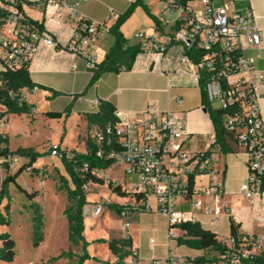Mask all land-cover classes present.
I'll list each match as a JSON object with an SVG mask.
<instances>
[{"label":"built area","instance_id":"2783aa9c","mask_svg":"<svg viewBox=\"0 0 264 264\" xmlns=\"http://www.w3.org/2000/svg\"><path fill=\"white\" fill-rule=\"evenodd\" d=\"M18 1L0 0V14H7L6 17L0 15L2 71H16L25 66L43 45L59 47L45 29L28 20L18 7ZM195 1L162 0L161 17L176 16L179 27L159 38L143 31L135 37L146 52L165 53L169 46L179 43L184 50L181 62L193 64L199 75L207 74L205 89L210 105L225 111L222 126L226 143L246 156L247 177L238 193L249 205H259L264 211V120L260 108L264 69H258L255 59L246 54L249 48L260 51L262 47L263 35L257 16L251 0H221L222 5L218 7L214 0H200L202 8H196ZM40 2L57 10L67 8L76 25L63 48L83 59L87 68L94 69L98 63L94 45L101 31L107 29L106 23L83 16L77 4L67 5L65 0ZM72 67L76 69L77 64ZM38 90L35 84L31 89L20 90L19 102L29 103ZM10 95L16 97L12 92ZM176 100L182 101L180 97ZM115 114L119 116L117 111ZM6 120V116L0 114V126H4ZM115 128L122 150L111 151L108 156L115 164L123 165L124 176L134 178L130 189L135 198L132 209L135 212L155 209L165 217L169 240L176 238L170 228L183 223H200V214L208 217L211 224H219L223 216L233 215L231 203L225 200L223 145L215 133L206 148H197L180 117L170 110L160 109L155 103L147 105L141 118L119 120ZM49 152L53 157L70 156L69 150L60 144L50 145ZM0 166L24 171L33 168L26 156L12 152H0ZM99 173L105 175L104 171ZM102 212L100 202L94 215ZM128 214L130 211H120L121 217ZM124 224L128 229L129 221L125 219ZM222 242L224 251L212 262L201 263L169 252L165 258H154L147 264H251L264 252V234L240 231L224 237ZM150 243L154 244V239ZM129 251L128 264H135L139 260L138 252L133 247Z\"/></svg>","mask_w":264,"mask_h":264},{"label":"crops","instance_id":"0c3cea01","mask_svg":"<svg viewBox=\"0 0 264 264\" xmlns=\"http://www.w3.org/2000/svg\"><path fill=\"white\" fill-rule=\"evenodd\" d=\"M24 1L23 11L26 16L32 20L42 22L46 32L59 43V47L57 48L45 45L41 46L38 53L34 55L30 61V78L33 84L39 87V90L32 94L29 100V103L34 105V111L30 115H34L37 112L38 103H45L51 106V109H47L45 113L50 111L62 112L63 116L61 118H68L69 115L77 116L82 123L78 124L79 136L81 134L80 129L82 125L87 129V121L83 114L96 112L101 100L111 101L115 105L116 111L119 113L118 118L121 121L127 120L128 118H141L147 105L149 103H155L162 110H170L176 113L185 123L188 132H190L193 138V145L197 148H206L209 139L215 133L214 125L207 110H203L204 106L202 104L201 95L195 97L190 96L191 90L200 86V75L198 69L193 64L181 62L184 50L179 43H174L169 46L165 53L142 51L137 56L131 70L122 71L120 73H104L92 87H88L93 74L92 70L87 68L83 59L75 57L63 48L69 41L72 30L76 25L74 19L70 18L67 8L57 10L55 7L42 5L40 0ZM135 1L136 0H65L67 5L77 4V9L83 16L106 23L107 29L101 31L94 45V50L98 56V63L105 58L115 41L114 36L109 33L108 28L112 26L117 21L118 17L125 13L128 7ZM141 1L142 4L137 6L135 11L132 12L120 27V31L124 37L128 39L129 44L139 43L138 39L135 37L138 32L143 31L159 38L166 32L179 27L176 16H169L164 19L161 17L162 0ZM251 3L257 16V23L263 35V43L260 51L255 48H249L246 50V54L255 59L258 69H264V13H262L260 8H258V10L255 8L252 0ZM111 12L113 13L112 16ZM258 53L261 54L260 57L257 56ZM73 64H77L76 69H73ZM177 68H179L178 72H176ZM2 70L3 66L0 62V71ZM53 91L60 92V95L53 96ZM262 93L263 97L260 101V108L261 117L264 120V88L262 89ZM177 97H180L182 101L178 102L176 100ZM67 109L70 110L68 116L64 113ZM4 110L5 108L0 105V111ZM8 115H6L7 120ZM4 126H6V123ZM0 138V149L8 148V150H10L8 146L9 135L4 128L0 131ZM5 138L7 139V143L3 142ZM60 145L64 149H70L68 146L63 147L61 143ZM84 151L85 149L80 152ZM230 152L236 154L242 151L239 149H231ZM221 163L225 168V200L231 203L233 215L231 217L223 216L219 224H211L208 217L202 214L199 215L202 227L215 233L220 240L231 234V218H234V220L240 224V231L250 233V231L245 228V224L241 221V218H238V213L236 214V212H238L239 208L234 205L233 201L234 195H238L244 200L239 195L238 190L239 186L247 177L246 156L244 154L243 170L236 189L232 187L228 179L226 161L224 162L221 159ZM118 183L124 188L121 182ZM130 197L133 196L130 195ZM87 201H91L90 198L87 197ZM100 202L104 203L103 209L105 206L111 204L105 199L97 202V204ZM246 203L248 204L247 201ZM114 204H116L117 211L120 213L119 211H121L123 204ZM248 206L251 210L256 209L260 211L259 216L251 214L250 220L260 227L264 226V218L262 217L264 211L259 205L251 206L248 204ZM226 222L227 227L221 229L222 226H225ZM128 230L129 227L126 231L128 232ZM185 233L184 231L179 237L184 236ZM128 236L131 237L132 247L137 249L139 255V260L135 264H147L150 260L159 258V255H157L155 251L152 253L146 252L144 245L138 243L133 235L128 233L127 237ZM126 238H124L123 235L111 233L105 239H109V241H121ZM164 241L168 245L169 252L171 253H173L172 247L175 244L179 246L177 242L173 244V241L169 240L168 236ZM155 243L156 241L154 239V244ZM154 244H151V247ZM92 247L94 252L91 251ZM180 247L182 248H177L178 253L174 255L183 258H199L209 253L207 250L194 249L187 245H181ZM80 249L81 251L74 252L76 255L71 257V264L78 263V256L82 254V246ZM88 249L90 256L100 260L87 259L83 264L118 263V257L112 253L110 248H108L104 256L98 254L97 250L100 249L98 244L94 243L88 246ZM63 259L65 260L63 264H69L68 258H62V260ZM128 262L129 258L127 256L122 264H128ZM49 264H60V262L56 260Z\"/></svg>","mask_w":264,"mask_h":264},{"label":"rangeland","instance_id":"374dc122","mask_svg":"<svg viewBox=\"0 0 264 264\" xmlns=\"http://www.w3.org/2000/svg\"><path fill=\"white\" fill-rule=\"evenodd\" d=\"M214 1L215 6L222 5L221 0ZM252 2L257 10L260 8L262 13H264V0H252ZM194 5L196 8L203 7L200 0H196ZM5 26H8V23H5ZM197 95H201L200 86L190 92V96L195 97ZM47 109H51V106L45 103H38V110L34 115L10 113L6 126H0V131L4 128L9 135L8 146L10 151L25 148L32 149L39 154V158L36 164H34V167L38 169L37 171L33 169L31 171L23 170L16 181H9L6 185L3 182L5 177L8 174H14L19 169L1 168L0 166V196L4 189V195L8 194L11 198V222L9 225L0 224V232L10 233L16 243L15 259L9 262L0 261V264H49L56 260H59L60 264H63L65 260H62V258H68L69 264H71L72 258H53L69 250L73 253L81 251V245L73 244L69 238V223L64 213L68 205L67 195L58 190V185L62 184L60 176H64L68 180L70 178L61 158L51 156L49 147L52 144L61 143L63 147L76 148L75 150L80 152L85 149L83 139L88 134V128L86 129L82 125L80 129L81 134L78 136V124L81 122L77 116L69 115L68 118H50L45 115ZM95 131L96 129H92L91 134H94ZM221 159L224 162L226 161L228 179L232 187L236 189L243 170L244 154L242 152L234 154L229 151L221 154ZM104 173L103 177L106 179L104 184L90 182L84 188L86 198L88 197L91 200L87 201L83 208V236L88 246L94 243L98 244L100 249L97 252L100 256H104L109 248V239H105L107 236L115 233L123 235L126 238L128 233H130L138 243L144 245L146 252L152 253L155 251L159 255V258H165L169 253L168 245L164 241L167 239L169 232L168 220L160 216L155 209L152 212H135L132 209L135 198L130 197V195H133L129 192L131 191V181L134 178L128 175L124 176L123 165L114 164L109 170L104 171ZM109 180L117 184L121 182L128 195L121 196L113 192L107 185ZM69 185L73 187L70 182ZM33 192H36L35 197L30 198L28 193ZM103 199L111 204L104 207L101 215L94 216L97 202ZM233 201L234 205L239 208L236 214L238 213L237 216L241 218V221L245 224V228L250 233L264 234V226L260 227L250 220L251 214L259 216L260 211L256 209L251 210L246 201L242 200L238 195H234ZM0 202V210H3L6 204V197L2 199L0 197ZM114 203L123 204L121 210L130 211V214L126 217H121ZM35 206H39L43 219L42 239L37 244L34 243L33 215ZM125 219L129 221L128 232L124 224ZM223 227H227V222L221 229ZM184 231L181 227L170 228V232L175 233L177 238ZM151 238H154L156 241L153 245L154 247H151ZM172 241L175 244L177 239H172ZM180 246H176L175 244L172 247L173 254L178 253L177 248H182ZM91 251L94 252L93 247ZM218 256V252L211 251L203 257L217 259ZM90 259L100 260L92 256Z\"/></svg>","mask_w":264,"mask_h":264},{"label":"trees","instance_id":"16d2710c","mask_svg":"<svg viewBox=\"0 0 264 264\" xmlns=\"http://www.w3.org/2000/svg\"><path fill=\"white\" fill-rule=\"evenodd\" d=\"M24 2V0L18 1V7L22 11ZM141 4V0L133 2L125 13L120 15L117 21L109 27V33L115 38L114 44L106 54L105 58L97 63L95 68L92 69L93 74L88 87H92L104 73H120L122 71H129L133 68L137 56L143 50L139 43L129 44L128 39L125 38L120 31V27L132 14L135 7ZM0 15L3 17L7 16L6 13ZM27 18L30 22L36 24L41 30L45 29L42 22L32 20L29 17ZM237 55H239V53ZM29 64L30 62L16 71H0V105L5 108L4 111H0L2 116H6L10 113L32 114L34 111L33 104L19 102L18 100L20 90L31 89L34 85L29 75ZM206 76L207 74L205 72H202L200 75L202 104L209 113L214 125L217 140L223 145V152L227 153L231 151V148L226 143L225 130L222 126V119L225 111L211 107L205 89ZM10 92L16 94V97H12ZM58 95H60V92L53 91V96ZM115 112L116 107L111 101L101 100L96 112L83 114L87 121L88 128V134L83 139L85 143V151L79 152L75 149L65 148V150H69L70 156L67 157L64 154V156L61 157L70 180L64 176H60V182L62 184L58 185V190L66 193L68 198V205L66 206L64 213L67 216L69 223V238L73 244H81L82 246V254L78 256L77 264H83L85 260L91 258L87 251L88 243L83 236V208L87 203L84 188L90 182L104 184L106 179L99 172L106 171L115 164V160L108 156L109 152H120L122 150V147L118 142V135L115 128L119 122V118L116 116ZM64 113L68 116L70 110L67 109ZM45 115L50 118H61L63 113L50 111L46 112ZM109 128L110 132L108 131ZM92 129H96L94 134H91ZM96 133H99V136H97ZM3 142L7 143V139L5 138ZM100 151L102 152V155H99ZM0 152H12L26 156L29 159L30 164L33 165L32 169L36 171L38 170L34 167V164L39 158V154L32 149L18 148L16 151H10L8 148H3L0 149ZM22 171L23 168H20L14 174H8L3 181L4 185L9 181H16ZM69 182L72 183L73 187L69 185ZM108 186L118 195H128L127 191L119 183L117 184L114 181L109 180ZM4 192L3 189V193L0 196L1 199L6 197L4 209L0 210V224L9 225L11 222V198L8 194L4 195ZM35 194L36 192L28 193L30 198L35 197ZM33 222L35 231L34 243L37 244L42 239L43 234V219L39 206H35ZM178 227H181L186 232L184 236L177 238V243L179 245H187L194 249L207 250L209 252L215 251L219 254L223 253L225 246L222 240L218 239L215 233L204 229L200 223H183ZM230 227L231 235H237L240 232V224H238L234 218L230 219ZM108 245L112 253L119 258L117 264H122L125 257L130 253L129 248L132 247L131 237L128 236L121 241L111 240ZM135 250L137 251V249ZM74 255L75 253L69 250L68 252L61 253L53 259H58L60 257L71 258ZM15 256V240L10 233L0 232V261H13ZM214 260L215 259L205 257H199L196 259L197 262L201 263L212 262ZM106 264L109 263L106 262ZM251 264H264V252L259 256H256Z\"/></svg>","mask_w":264,"mask_h":264},{"label":"water","instance_id":"95a60500","mask_svg":"<svg viewBox=\"0 0 264 264\" xmlns=\"http://www.w3.org/2000/svg\"><path fill=\"white\" fill-rule=\"evenodd\" d=\"M203 110L206 111V108H204Z\"/></svg>","mask_w":264,"mask_h":264}]
</instances>
